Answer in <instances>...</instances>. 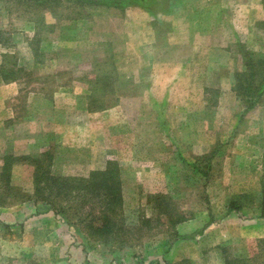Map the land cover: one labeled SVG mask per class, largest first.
Instances as JSON below:
<instances>
[{"label": "rangeland", "instance_id": "374dc122", "mask_svg": "<svg viewBox=\"0 0 264 264\" xmlns=\"http://www.w3.org/2000/svg\"><path fill=\"white\" fill-rule=\"evenodd\" d=\"M28 1L0 0V66L19 77L0 68V174L6 154L45 153L60 175L115 161L128 234L84 238L20 200L0 205V264H225L224 248L263 264L264 100L248 109L233 82L264 54V0ZM34 170L15 164L12 185L33 194ZM158 193L190 215L186 232L159 225ZM239 194L253 203L231 210Z\"/></svg>", "mask_w": 264, "mask_h": 264}, {"label": "trees", "instance_id": "16d2710c", "mask_svg": "<svg viewBox=\"0 0 264 264\" xmlns=\"http://www.w3.org/2000/svg\"><path fill=\"white\" fill-rule=\"evenodd\" d=\"M23 1V0H21ZM39 4L55 7L60 5L61 0H35ZM77 3L74 7L85 6L88 3L95 7L122 8L131 0H67ZM30 1L26 0V3ZM29 7V4L26 6ZM39 25L54 27L42 22V18L37 20ZM264 23V22H263ZM1 41V31H0ZM256 54L246 53L245 67L242 71H237L234 75L233 90L238 98L246 103L248 109L253 108L264 100V54L254 57ZM1 73L4 80L18 79L17 70L5 69ZM45 153L39 155H13L6 154L3 157L1 177L5 181L6 198L0 201V205L6 206L18 202L34 199L48 206L55 214L62 217L76 232L84 238L108 242L114 237L120 238L124 245L128 230L124 223L123 207L124 198L122 191L121 170L118 163L109 161L105 168L92 170L87 176L60 175L52 171L51 158L43 157ZM211 153L205 154L204 158H210ZM29 163L34 165L33 173V194L23 191L21 188L12 185V169L15 164ZM197 166V165H194ZM249 195L242 194L234 196L228 203L229 208L240 211L253 203L248 199ZM151 199L157 202L158 213L157 222L166 228L190 218L186 212L174 207L173 197L168 194H152ZM260 218L264 219V176L262 177V194L260 202ZM163 221V222H162ZM151 219H146L149 225ZM225 264H257V256L234 257L227 255L224 248ZM179 262H154L153 264H184ZM264 264V263H263Z\"/></svg>", "mask_w": 264, "mask_h": 264}, {"label": "crops", "instance_id": "0c3cea01", "mask_svg": "<svg viewBox=\"0 0 264 264\" xmlns=\"http://www.w3.org/2000/svg\"><path fill=\"white\" fill-rule=\"evenodd\" d=\"M47 216H49V219H50V217H53L54 216V213L52 212V213H47L46 214ZM56 216V215H55ZM43 217V216H42ZM59 216L57 215L56 216V218H58ZM42 219H44V217L42 218ZM188 220V219H187ZM187 220H185V221H183V222H181L176 228H178V229H182V230H186V229H188L191 225H190V221H187ZM190 222V223H189ZM66 225H68V224H66ZM43 225H41V227H42ZM44 226H47V225H44ZM40 227V228H41ZM68 227L70 228V229H72V227L70 226V225H68ZM48 228V227H47ZM186 232V231H185Z\"/></svg>", "mask_w": 264, "mask_h": 264}]
</instances>
